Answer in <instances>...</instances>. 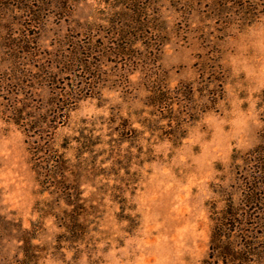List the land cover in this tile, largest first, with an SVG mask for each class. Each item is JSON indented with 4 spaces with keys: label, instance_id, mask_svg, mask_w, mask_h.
Listing matches in <instances>:
<instances>
[{
    "label": "rangeland",
    "instance_id": "obj_1",
    "mask_svg": "<svg viewBox=\"0 0 264 264\" xmlns=\"http://www.w3.org/2000/svg\"><path fill=\"white\" fill-rule=\"evenodd\" d=\"M83 82L51 130L68 205L8 110ZM263 137L264 0H0V264H204Z\"/></svg>",
    "mask_w": 264,
    "mask_h": 264
},
{
    "label": "trees",
    "instance_id": "obj_2",
    "mask_svg": "<svg viewBox=\"0 0 264 264\" xmlns=\"http://www.w3.org/2000/svg\"><path fill=\"white\" fill-rule=\"evenodd\" d=\"M18 58L20 60L22 57ZM74 61L80 62L78 59ZM14 75H17L16 71ZM16 79H19V76L14 79L15 82ZM22 83L25 84L24 80ZM75 86L69 91L65 90L64 94L59 93L62 98L58 100L57 106L62 112L61 115L54 111L52 115L37 117L31 114L30 110L28 111L29 107L25 101L22 103L16 99L17 96L15 99L11 98L14 100L11 102L12 108L8 110L12 120L25 133L31 162L38 180L44 186L48 185L52 192L60 191L65 195L68 205L76 203L78 188L73 184L63 186L68 181V161L64 153L55 149V136H53L55 134H52L51 130L57 129L58 120L68 123L75 103L80 100L79 93L86 86L89 87L88 83L84 82ZM34 129L39 130V133L33 138L31 133ZM246 156L254 168L253 170L251 168L247 180H242L238 185L239 188L234 189V191L241 189L238 200L235 199L236 192H228L225 194V206L221 209L217 205L213 207L211 249L204 264H264V210L255 211L259 204L264 205V137L259 144L247 152ZM257 223L263 227L260 234L254 227ZM249 226L252 229H249Z\"/></svg>",
    "mask_w": 264,
    "mask_h": 264
}]
</instances>
